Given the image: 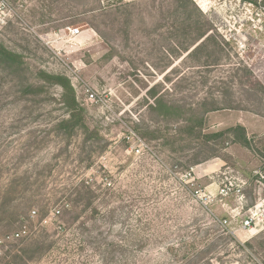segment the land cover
I'll return each instance as SVG.
<instances>
[{
  "label": "rangeland",
  "instance_id": "374dc122",
  "mask_svg": "<svg viewBox=\"0 0 264 264\" xmlns=\"http://www.w3.org/2000/svg\"><path fill=\"white\" fill-rule=\"evenodd\" d=\"M193 1L190 55L172 0H0V264H264V0ZM43 73L71 82L72 134ZM214 102L204 133L239 122L249 148L179 131Z\"/></svg>",
  "mask_w": 264,
  "mask_h": 264
},
{
  "label": "trees",
  "instance_id": "16d2710c",
  "mask_svg": "<svg viewBox=\"0 0 264 264\" xmlns=\"http://www.w3.org/2000/svg\"><path fill=\"white\" fill-rule=\"evenodd\" d=\"M173 3L177 4L175 12H181L183 15H188V18L186 20L185 26L186 30L189 31V35L191 38L193 36H196L191 43L188 45L189 47L185 48V53H189L190 55L196 53L201 45H197L199 42V39L204 37L203 35V26L201 24V18L204 17V15L201 13L197 5L193 0H172ZM198 16L195 20L194 14ZM193 20V21H192ZM190 21L187 25V22ZM197 45V46H196ZM193 49V50H192ZM0 57L4 58H14L17 59V55L14 53L8 51L3 45H0ZM43 80L48 84H56L59 87H61L63 94H62V103L67 108L69 118L62 120L59 124V128H64L67 132L72 134L76 128H79L80 126H84L82 119H81V113L80 111V105L76 100L74 89L71 85V82L69 79L63 76L58 75H47L43 73ZM207 103H203L202 107H206ZM200 104L198 105H191L187 111L183 110L182 113L186 112L188 114V118L184 119L185 127L182 129H179L182 133L187 132L190 136H195L196 138L203 137L206 141H210L211 139H220L225 137V135H229L234 143H240L242 146L249 148L250 147V139L248 137L247 131L245 127L241 125H237L235 127H232L230 129H227L225 131H220L216 133H204V125H205V119L206 115L212 112H216L219 110H222L223 108L219 107L216 102L213 103L211 108H208L204 110V112L199 113L200 110ZM178 131V130H177ZM179 133V132H178ZM197 158H195V161H197ZM93 197L90 195L89 200H91ZM91 205V202L89 203V206ZM115 211L109 212V217L114 218ZM100 212L96 209L95 215H99ZM97 220V219H96ZM112 220V219H111ZM104 224H107L105 222L106 220H103ZM110 226V225H109ZM96 231H100L99 225H96ZM123 237V236H121ZM120 237V238H121ZM133 235H128L126 238L118 239V241H114L111 239L106 238L108 240L107 247L110 248H118L121 251L122 250H128L132 248V245L134 244L132 242ZM110 240V241H109ZM92 244H97L96 239L91 240ZM99 245V243H98ZM99 248V247H96Z\"/></svg>",
  "mask_w": 264,
  "mask_h": 264
},
{
  "label": "built area",
  "instance_id": "2783aa9c",
  "mask_svg": "<svg viewBox=\"0 0 264 264\" xmlns=\"http://www.w3.org/2000/svg\"><path fill=\"white\" fill-rule=\"evenodd\" d=\"M72 34L74 36H77L80 34V29L76 28L72 30ZM91 96L93 97V95L91 94ZM264 179V177H262ZM242 185H236L235 183H233L232 181H226V183H224L223 187L219 188L220 189V196L221 197H228V196H236V197H241L242 196ZM257 209V208H256ZM33 216L36 215V211H33ZM60 211H56L54 216H58L60 215ZM256 215H253V217H250L248 219H246L243 223V227L245 229L248 230H253L254 226H256L258 224L257 220L254 219ZM47 222V221H45ZM225 223H227V221H225ZM26 236L27 235V231L23 230L20 234H18L17 236ZM10 238V237H9Z\"/></svg>",
  "mask_w": 264,
  "mask_h": 264
},
{
  "label": "crops",
  "instance_id": "0c3cea01",
  "mask_svg": "<svg viewBox=\"0 0 264 264\" xmlns=\"http://www.w3.org/2000/svg\"><path fill=\"white\" fill-rule=\"evenodd\" d=\"M235 125H241V123L238 122V123H236ZM241 126H243V125H241ZM208 188H210V187H208Z\"/></svg>",
  "mask_w": 264,
  "mask_h": 264
}]
</instances>
